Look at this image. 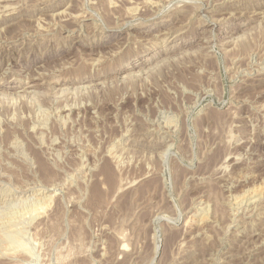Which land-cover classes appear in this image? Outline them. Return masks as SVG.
<instances>
[{"label": "rangeland", "instance_id": "obj_1", "mask_svg": "<svg viewBox=\"0 0 264 264\" xmlns=\"http://www.w3.org/2000/svg\"><path fill=\"white\" fill-rule=\"evenodd\" d=\"M0 5V264H264V0Z\"/></svg>", "mask_w": 264, "mask_h": 264}, {"label": "bare ground", "instance_id": "obj_2", "mask_svg": "<svg viewBox=\"0 0 264 264\" xmlns=\"http://www.w3.org/2000/svg\"><path fill=\"white\" fill-rule=\"evenodd\" d=\"M218 1H219V0H218ZM223 4H224V3H223ZM0 6H1V5H0ZM7 7H8V6H7ZM263 7H264V6H263ZM236 8H237V7H236ZM260 8H261V7H260ZM196 9H197V8H196ZM253 9H254V8H253ZM244 10H245V9H244ZM247 10H248V9H247ZM227 12H228V11H227ZM261 14H262V13H261ZM213 24H214V23H213ZM168 35H169V34H168ZM162 38H163V37H162ZM9 41H10V40H9ZM254 56H255V55H254ZM1 73H2V72H1ZM30 84H31V83H30ZM34 87H35V85H30V86L25 87V88H26V89H32V88H34ZM6 90H7V89H6ZM2 91H3V90H2ZM24 92H25V91H24ZM42 167H43V166H42ZM44 168H45V167H44ZM44 168H43V170H44ZM255 189H256V188H255ZM255 189H254V190H255ZM256 190H257V189H256ZM251 193H253V191H251ZM251 193H250V194H251ZM252 195H253V194H252ZM255 195H256V194H255ZM251 197H252V196H251ZM48 198H49V197H48ZM252 198H253V197H252ZM46 203H47V202H46ZM40 204H41V203H40ZM45 206H46V205H45ZM43 207H44V206H43ZM36 209H37L38 211H40L41 207H40V208H35V213H36V211H37ZM43 209H44V208H43ZM41 210H42V209H41ZM40 212H41V211H40ZM33 213H34V212H33ZM38 213H39V212H38ZM202 217H203V216H202ZM204 217H205V216H204ZM202 219H203V218H202ZM9 220H10V219H9ZM7 224H8V223H7ZM2 226H3V225H2ZM6 227H7V226H6ZM9 229H10V228H9ZM0 231H1V230H0ZM254 231H255V230H254ZM11 233H12V232H11ZM1 235H2V234H1ZM7 235H8V234H7ZM3 236H4V235H3ZM12 236H13V233H12ZM4 237H5V236H4ZM17 237H18V236H17ZM0 238H1V237H0ZM8 238L10 239V237H8ZM11 238H12V237H11ZM13 238H14V237H13ZM18 238H19V237H18ZM2 239H3V237H2ZM15 239H17V238H15ZM15 239H14V240H15ZM3 240H4V239H3ZM7 240H8V239H7ZM0 241H1V240H0ZM12 241H13V240H12ZM6 242H7V241H6ZM6 242H5V243H6ZM21 242H22V241H21ZM15 243H17L16 246L19 248V250H20L21 248H23V244L20 243V242H18V240H17ZM240 243H241V242H240ZM8 244H9V243H8ZM10 245H11V244H10ZM8 248H9V247H8ZM10 248H11V247H10ZM24 248H25V247H24ZM14 249H15V248H14ZM14 249H13V250H14ZM26 249H27V248H26ZM26 249H24V250L26 251ZM5 250H6V249H5ZM19 250H18V251H19ZM22 252H23V251H22ZM10 253H11V251H10ZM25 253H26V252H25ZM11 254H12V253H11ZM9 255H10V254H9ZM11 257H12V256H11ZM11 259H12V258H11Z\"/></svg>", "mask_w": 264, "mask_h": 264}, {"label": "water", "instance_id": "obj_3", "mask_svg": "<svg viewBox=\"0 0 264 264\" xmlns=\"http://www.w3.org/2000/svg\"><path fill=\"white\" fill-rule=\"evenodd\" d=\"M158 250H159V246H158Z\"/></svg>", "mask_w": 264, "mask_h": 264}]
</instances>
